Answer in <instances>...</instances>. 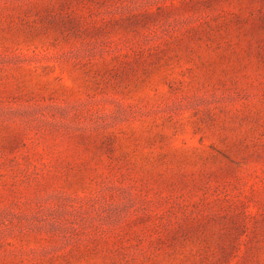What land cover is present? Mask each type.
Instances as JSON below:
<instances>
[{
    "label": "rangeland",
    "instance_id": "rangeland-1",
    "mask_svg": "<svg viewBox=\"0 0 264 264\" xmlns=\"http://www.w3.org/2000/svg\"><path fill=\"white\" fill-rule=\"evenodd\" d=\"M0 264H264V0H0Z\"/></svg>",
    "mask_w": 264,
    "mask_h": 264
}]
</instances>
